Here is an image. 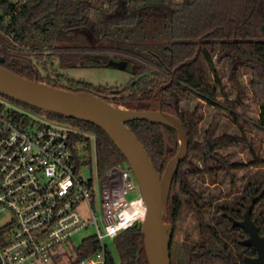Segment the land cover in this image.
<instances>
[{"label":"trees","instance_id":"trees-1","mask_svg":"<svg viewBox=\"0 0 264 264\" xmlns=\"http://www.w3.org/2000/svg\"><path fill=\"white\" fill-rule=\"evenodd\" d=\"M68 1L82 17L79 20L84 31L82 43H69L75 40V36L71 35L72 24L67 20L66 14L60 12L57 15L56 12L49 11L36 19L30 18L41 0H0V56L4 59L1 65L23 77L36 78L29 58L11 50V43L7 39L30 43L32 48H37L36 45L42 43L47 50H65L64 53L56 54L65 67H75L84 56L74 54L72 50L109 49L133 62L134 82L124 86L117 94H97L91 90V83L82 80L75 81L76 88L71 89L36 79L70 91L91 92L116 106L152 110L158 106L155 93L157 87L166 83L170 70L192 57L199 45L195 61L179 68L174 73L172 83L161 91L162 109L182 121L189 139L187 156L173 176L165 221L174 225L183 206L189 207L197 215L202 239L188 251L190 255L188 254L185 264H236L243 254H248L247 249L243 252L239 245L234 223L241 218L246 206L249 205L251 209L250 217L259 234L264 231V175L262 179L247 181L238 194L215 204L213 218L220 221V237L214 226L206 224L204 213L198 211L202 197L191 183L190 177L198 173L192 157L202 155L205 159L222 165L223 159L213 152L214 147L224 142L235 143L237 139L229 135L212 137L206 132L204 141H197L194 136L197 108L185 110L181 107L180 100L186 93H193L213 105L221 95L229 109L242 106L243 91L236 81L234 68H231L229 80L236 88V98L230 100L213 62V56H216L217 62L241 57L242 65L252 72L250 90L258 105V123L264 128V0ZM91 7L94 16L88 17L87 9ZM65 11L68 13L69 10ZM6 98L35 113L43 111ZM46 113L50 119L69 124L79 131L74 134V141L81 143V149L89 151L91 138L94 139L95 162L100 175L116 163L129 168L122 153L96 125ZM125 124L143 143L155 169L161 174L167 161L178 149L175 130L146 120H133ZM203 145L205 150H202ZM89 162V156L84 155L81 164ZM9 229V226L0 227V242ZM112 244L120 264H148L140 222L120 230L112 239ZM98 247L99 240L96 236L90 235L82 239L80 245L73 248L74 261L86 258ZM138 250L140 252L137 257ZM105 252V264H116L108 245ZM170 259L171 264H184L176 263L171 247Z\"/></svg>","mask_w":264,"mask_h":264},{"label":"built area","instance_id":"built-area-1","mask_svg":"<svg viewBox=\"0 0 264 264\" xmlns=\"http://www.w3.org/2000/svg\"><path fill=\"white\" fill-rule=\"evenodd\" d=\"M77 133L69 124L0 100V217L9 215L0 227H10L0 242V264H61L62 245L89 226L99 247L73 264H105L104 238L142 220H124L135 199L144 203L140 194L126 198L137 184L121 163L100 177V210L94 213L92 178L82 176ZM82 203L89 221L79 213Z\"/></svg>","mask_w":264,"mask_h":264},{"label":"rangeland","instance_id":"rangeland-1","mask_svg":"<svg viewBox=\"0 0 264 264\" xmlns=\"http://www.w3.org/2000/svg\"><path fill=\"white\" fill-rule=\"evenodd\" d=\"M64 8L69 10L68 13ZM49 11H54L56 14L60 12L66 14L67 20L72 24L71 35L75 36V40L69 41V43L84 42L82 41L84 31L79 21L82 17L78 11H74L68 0H41L38 7L33 10L30 18L32 20L36 19L41 14ZM87 12L88 17L94 16L93 7L87 9ZM7 41L11 43L10 46L8 45L11 50L20 52L29 58L34 75L44 81L74 89L76 88L75 81L82 80L91 83L93 92L104 96L117 94L124 86L134 82V73L115 67L87 66L83 64L75 67H65L60 58L56 56L58 53H64L65 50L62 49L47 50L42 43L37 44V48H32L30 43H20L12 39H7ZM87 42L90 41L87 40ZM93 51L88 49L72 50L74 54L84 56L90 54H96L100 57L103 55L120 56L117 52L109 49ZM242 59L241 57H234L231 60L223 59L217 62L216 56H213V62L216 64L220 80L230 100L236 98V88L229 80L231 68H234L236 81L243 91L242 106H237L233 110L229 109L221 95L217 97L216 104L213 105L193 93H186L180 100V105L185 110L190 111L195 107L197 108L198 118L196 134L194 135L197 141L202 143L206 132L207 135L212 137L229 135L237 139L235 143L224 142L214 147L213 152L218 153L223 159L222 165L211 159H205L202 155L192 157L198 173L192 175L190 179L195 191L202 197L199 204L206 220L215 211L214 204L221 202L223 199L232 198L242 190L247 181L256 180V178L262 179L264 175V128L258 123V105L250 90L249 81L252 72L247 66L242 65ZM0 100L12 102L2 95H0ZM39 114L43 119H46V111H41ZM91 140L90 150L87 151L82 148L79 154L82 157L85 155L90 158L89 163L81 165V172L84 178H92V210L96 215H99L100 177L102 175L98 173L96 168L95 144L94 139L91 138ZM202 150H205L204 145ZM137 194H139V190L136 187L126 195V198L128 200L133 199ZM182 199H185V197L182 196ZM78 209L86 221H89L88 206L82 203L78 206ZM8 217V214L0 217V226L7 221ZM175 225L172 236L173 258L176 263L185 264L190 245L200 239L198 221L194 212L189 207L183 206ZM93 234L94 228L92 226L74 233L71 236V241L62 245L61 264H73V246L80 245L82 239ZM103 241L112 250L115 263L120 264L119 256L113 248L112 239L104 238Z\"/></svg>","mask_w":264,"mask_h":264},{"label":"water","instance_id":"water-1","mask_svg":"<svg viewBox=\"0 0 264 264\" xmlns=\"http://www.w3.org/2000/svg\"><path fill=\"white\" fill-rule=\"evenodd\" d=\"M199 50L198 45L192 57L181 61L170 70L169 80L159 85L155 91L158 106L152 110L116 106L88 91H70L38 81L36 78L23 77L2 66L4 59L0 56V95L46 112L92 123L106 133L125 157L145 205V214L140 226L148 264H171L170 242L173 225L165 221V215L173 176L187 156L189 143L182 121L162 109L161 91L172 83L174 73L179 68L195 61ZM89 64L93 65L91 62ZM104 65L130 71L132 62L124 58L109 57ZM133 120H146L175 130L178 149L167 161L161 174L155 169L143 143L125 124ZM239 225L256 240L257 255L249 258L247 263L264 264V231L259 234L248 212L244 214ZM139 252L140 250L137 251V257Z\"/></svg>","mask_w":264,"mask_h":264},{"label":"flooded vegetation","instance_id":"flooded-vegetation-1","mask_svg":"<svg viewBox=\"0 0 264 264\" xmlns=\"http://www.w3.org/2000/svg\"><path fill=\"white\" fill-rule=\"evenodd\" d=\"M88 50H90V51H93V50H91V49H88ZM94 52V51H93ZM109 57H119V56H107V55H103L102 57H100V56H96V54H90V55H86V56H82V58H80L79 59V61H78V63L76 64V66H78V65H87V66H93V65H98V66H101V65H103V66H105L104 65V63L106 62V60L109 58ZM119 58H122V57H119ZM124 59H126V58H124ZM79 62H82V63H79ZM85 62V63H84ZM87 62V63H86ZM89 62H91V63H93V65H90L89 64ZM132 70H133V62H132V67H131V70H130V72H132ZM215 205V204H214ZM216 206V205H215ZM202 211V209H201V207L199 206V208H198V211ZM250 207H249V205L248 206H246V208L244 209V211H243V213H242V216H241V218L239 219V220H236L234 223H235V225H236V227H237V230H236V232H237V236L236 237H238L239 238V245L242 247V249H243V252L245 251V249H247V252H248V254H243L242 255V259H243V262H242V259H240V260H238V262L236 263V264H248L247 263V260L249 259V258H254V257H256V255H257V245H256V240H255V238L252 236V235H250L242 226H240L239 225V222L240 221H242L243 220V218H244V214L246 213V212H248V214H249V217H250ZM194 212V211H193ZM194 214H195V217H196V219H197V221H198V218H197V215H196V213L194 212ZM219 214H221V212L219 213ZM205 216V215H204ZM251 218V217H250ZM252 220V219H251ZM205 221H206V224H208V225H211V226H214L215 228H216V232L220 235V237H221V235H222V229L220 228V226L218 225L219 224V222H218V220L216 221V220H214V218H213V213H211V215H210V217H209V219H205ZM253 221V220H252ZM175 224H176V222H175ZM173 225V232H174V230H175V227H176V225ZM198 234H199V236H200V239L198 240V241H196V242H194V243H192L191 245H190V248H189V250H191L192 249V247L194 246V245H196L198 242H200L201 241V239H202V236H201V234H200V230H199V223H198ZM172 236H173V233H172ZM173 243H172V237H171V242H170V247L172 248V253H173V245H172ZM189 255H190V253H188ZM188 259V258H187Z\"/></svg>","mask_w":264,"mask_h":264},{"label":"bare ground","instance_id":"bare-ground-1","mask_svg":"<svg viewBox=\"0 0 264 264\" xmlns=\"http://www.w3.org/2000/svg\"><path fill=\"white\" fill-rule=\"evenodd\" d=\"M145 214V205L142 204L139 198L135 199L125 210V222L130 224L134 219H141Z\"/></svg>","mask_w":264,"mask_h":264}]
</instances>
